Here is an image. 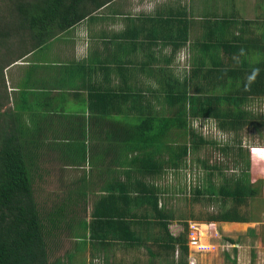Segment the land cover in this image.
<instances>
[{"label": "trees", "instance_id": "16d2710c", "mask_svg": "<svg viewBox=\"0 0 264 264\" xmlns=\"http://www.w3.org/2000/svg\"><path fill=\"white\" fill-rule=\"evenodd\" d=\"M112 1L16 0L11 18L17 16L19 37L28 44L24 54L48 48ZM152 27H142L143 33ZM9 33L0 32V39L10 38ZM184 43L181 38L167 43L170 55L161 67L147 62L148 68L139 71L141 87L126 75L129 60L120 56L112 68L98 63L93 69L102 74L105 87L91 84L87 109L79 112L63 114L53 107L50 93L45 94L47 102L35 98L34 108L43 110H32L26 95L22 104L3 110L8 98L1 93L0 80V264H74L80 249L88 244L96 249L97 243L106 247L123 242L156 256L176 247L189 253L188 220L200 217L177 216L166 206V188L156 180L165 168L181 169L198 144H220L205 140L192 121H215L222 134L250 125L263 136L264 116L245 107L253 98L264 105V56H247L243 48L224 44L225 55L217 62L203 57L208 46L202 45L197 51L201 57L189 55L182 61L188 67L180 81L172 73ZM113 70L120 75L115 87L108 84ZM219 149L225 154L228 146ZM259 149L250 154L264 162ZM237 154L242 156L240 148ZM243 163L246 173L247 157ZM247 191L235 178L224 177L217 187L208 179L194 190L193 201L209 194V201L221 202L217 213L201 217L207 221L252 222Z\"/></svg>", "mask_w": 264, "mask_h": 264}, {"label": "crops", "instance_id": "0c3cea01", "mask_svg": "<svg viewBox=\"0 0 264 264\" xmlns=\"http://www.w3.org/2000/svg\"><path fill=\"white\" fill-rule=\"evenodd\" d=\"M147 24L153 27L145 34L142 27ZM152 30L155 32L151 33ZM132 32L136 35L131 36ZM172 38L176 42L178 38L185 40L174 59L177 75L183 71L185 57L190 55L193 60L201 57L197 51L202 45L208 46L206 53L201 52L203 57L209 59L213 56L217 62H221L222 55H225L220 47L224 44L243 48L247 56L249 52L263 58L264 0H113L64 32L48 48L34 49L10 61L5 68L8 77L2 78L1 93L8 98V109L16 103L22 104V97L26 95L32 110H43L34 108L35 98L47 102L45 94L50 93L53 107L61 109L63 114L79 112L87 109L91 84L105 87L104 77L93 69L98 63L112 68L120 56L129 60L124 63L128 69L126 75L137 80L138 84L143 78L139 71L148 68L147 62L151 60L156 67L164 65L163 58L170 55L166 45ZM230 54L236 55L234 52ZM90 64L92 69L87 66ZM109 77L108 84L119 86L118 73L113 70ZM86 234L88 236V231ZM167 243H170L169 239ZM123 244L103 247L97 243L96 249L88 244L75 254L73 262L147 264L146 257L160 260L178 254L175 250H168L167 254L163 252L162 256H156L146 250L148 256H134V248Z\"/></svg>", "mask_w": 264, "mask_h": 264}, {"label": "rangeland", "instance_id": "374dc122", "mask_svg": "<svg viewBox=\"0 0 264 264\" xmlns=\"http://www.w3.org/2000/svg\"><path fill=\"white\" fill-rule=\"evenodd\" d=\"M15 1L0 0V32L6 29L10 32V38L0 39V41L2 40L0 44V78L1 73L2 78L8 77V71L5 70L7 63L19 55H25L24 51L29 50L26 48L28 44L23 43L19 37L20 29L17 28L20 25L17 16L11 18L13 13L11 10L14 8ZM2 25L5 26L4 29ZM24 48L26 49L24 50ZM183 66L181 68H187L188 64ZM172 74L180 81L182 80L183 74L179 73L176 76L175 71ZM143 83L138 86L141 87ZM250 102L249 106L245 108L262 118L264 105L261 100L253 98ZM154 105L159 106L158 103ZM6 107L7 105L3 110ZM205 121V123H201L202 125L198 121H192L191 124L205 140L209 139L220 144L217 146L198 144L197 149L190 151L186 156L181 169L174 171L173 168H165L162 175L156 180L160 188H166L167 194L163 195L166 206L173 208L177 216L189 218L192 214L194 217H200L198 220H188L186 242L189 253L185 256L181 249L176 247L177 255H167L166 258H160V260L156 257L154 259L146 257L147 264H264V162L250 154V151L256 148H264V133L263 136H259L250 125H244V128L237 133L222 134L218 131L215 121ZM179 140L182 142L184 139L179 138ZM235 141H239V144ZM223 145L228 146L225 154L219 149ZM239 148L242 150L240 157L237 154ZM246 157L249 161V170L244 173L242 167ZM260 157L262 158L263 155ZM203 163L216 168L207 169ZM224 177L226 180L235 178L240 186L247 188V195L251 198L247 202L250 205L248 209L253 218L252 222L223 224V222L202 219L217 213L221 202L209 201V194H203L198 201H193L194 190L207 183L208 179L212 185L217 187L222 183ZM243 210L244 207H242ZM133 248L134 256H138V254L144 257L148 256L146 250L141 247ZM162 254L163 252H161V256ZM96 263L99 264L98 261Z\"/></svg>", "mask_w": 264, "mask_h": 264}, {"label": "clouds", "instance_id": "9594fccd", "mask_svg": "<svg viewBox=\"0 0 264 264\" xmlns=\"http://www.w3.org/2000/svg\"><path fill=\"white\" fill-rule=\"evenodd\" d=\"M258 151H260V152H264V149H259ZM262 158H264V157H262Z\"/></svg>", "mask_w": 264, "mask_h": 264}]
</instances>
